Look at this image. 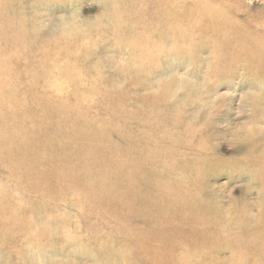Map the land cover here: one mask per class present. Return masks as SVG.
Masks as SVG:
<instances>
[{
	"label": "rangeland",
	"instance_id": "1",
	"mask_svg": "<svg viewBox=\"0 0 264 264\" xmlns=\"http://www.w3.org/2000/svg\"><path fill=\"white\" fill-rule=\"evenodd\" d=\"M260 43L264 0H0V264H264Z\"/></svg>",
	"mask_w": 264,
	"mask_h": 264
},
{
	"label": "bare ground",
	"instance_id": "2",
	"mask_svg": "<svg viewBox=\"0 0 264 264\" xmlns=\"http://www.w3.org/2000/svg\"><path fill=\"white\" fill-rule=\"evenodd\" d=\"M260 44L261 45H260V48L258 50V53H259L260 57L264 59V43H260Z\"/></svg>",
	"mask_w": 264,
	"mask_h": 264
}]
</instances>
